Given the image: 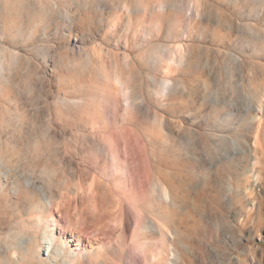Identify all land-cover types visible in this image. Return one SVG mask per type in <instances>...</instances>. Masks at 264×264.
<instances>
[{
    "label": "rangeland",
    "instance_id": "obj_1",
    "mask_svg": "<svg viewBox=\"0 0 264 264\" xmlns=\"http://www.w3.org/2000/svg\"><path fill=\"white\" fill-rule=\"evenodd\" d=\"M1 63L0 264H37L15 259L46 202L29 179L78 226L94 176L132 214L109 262L264 264V0H0Z\"/></svg>",
    "mask_w": 264,
    "mask_h": 264
},
{
    "label": "bare ground",
    "instance_id": "obj_2",
    "mask_svg": "<svg viewBox=\"0 0 264 264\" xmlns=\"http://www.w3.org/2000/svg\"><path fill=\"white\" fill-rule=\"evenodd\" d=\"M44 10L45 7H39V11L44 12ZM3 68L4 64L1 63L0 70ZM101 75H106L103 70ZM116 80L120 83L119 85L124 86L125 79L123 77ZM125 97L127 108H129L132 106L131 99ZM100 102L105 107L112 109L121 102V98L113 90L102 89ZM99 146L112 162V169L114 170L112 171L115 172V175L124 170L130 171L129 163L127 161L123 163L115 152H111L107 148L105 139L100 141ZM101 180L98 176H94V180L85 192V199L81 197L85 200V203L86 200L89 202L91 210H87L88 212L85 214H81V211L79 213L81 222L78 226H74L72 223L67 225L69 216L60 208L61 202L59 203L57 196L47 189L46 184L37 186L33 179H29L27 186L37 190L39 195H43L46 202L41 203L42 208L37 227L17 242V245L21 246L23 250L15 259H21L22 261L27 256L31 259L38 257L37 264H117L116 262H109L111 261L109 254L115 252L119 257H123V254H125L123 249L127 244V232L132 223V214L127 210L120 191L116 189L117 187H113L108 180L103 182ZM165 191H167L166 188ZM140 220L141 223L138 222V228L143 231L144 238H146L145 246L147 247L148 241L145 235L147 236V232L154 226V223L157 225L158 223L150 217L148 211L142 212ZM163 232L166 236H169L168 231L163 230ZM116 234H119V236L114 242ZM42 244H45L43 253ZM146 247H144L143 253L145 260L149 256L151 259L152 255ZM170 250L167 254L162 253L161 256H154V254L152 256H154V259L156 257L159 264H176L178 262H175L177 254Z\"/></svg>",
    "mask_w": 264,
    "mask_h": 264
}]
</instances>
